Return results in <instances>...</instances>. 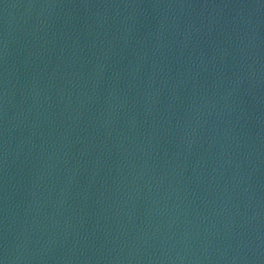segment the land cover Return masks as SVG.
Listing matches in <instances>:
<instances>
[{"label": "water", "instance_id": "obj_1", "mask_svg": "<svg viewBox=\"0 0 264 264\" xmlns=\"http://www.w3.org/2000/svg\"><path fill=\"white\" fill-rule=\"evenodd\" d=\"M0 264H264V0H0Z\"/></svg>", "mask_w": 264, "mask_h": 264}]
</instances>
